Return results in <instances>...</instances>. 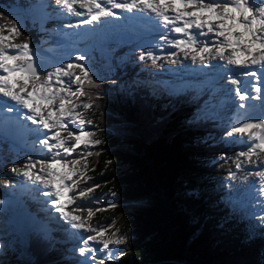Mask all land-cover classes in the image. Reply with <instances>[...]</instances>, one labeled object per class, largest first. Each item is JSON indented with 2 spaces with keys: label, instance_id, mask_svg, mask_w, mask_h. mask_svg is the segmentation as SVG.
<instances>
[{
  "label": "trees",
  "instance_id": "trees-1",
  "mask_svg": "<svg viewBox=\"0 0 264 264\" xmlns=\"http://www.w3.org/2000/svg\"><path fill=\"white\" fill-rule=\"evenodd\" d=\"M39 2L0 0V26L11 20L4 9L16 7L30 11ZM19 31L22 34L18 40L27 41L32 51L48 62L41 72L46 75L52 70L53 52L42 53L46 49L42 40L52 36L58 27L42 20L31 25L25 21V28ZM92 54L86 55L82 62L88 69L100 72L90 73L95 83L90 89L87 86L85 93L92 105L94 139L101 143L93 145L94 152L99 154L88 156L85 169L87 175L96 179V185L109 188L119 196L120 203L111 209L115 212L114 222L127 217L124 231L129 234L126 241L130 251L120 254L117 261L264 264V227L254 228L255 222L251 223L252 219L230 200L217 174L221 170L216 145L219 133L199 119L196 98L188 93L164 92L160 77L151 79L149 73L139 70L137 56L116 61L123 54H112L111 63H106L101 62L97 53ZM5 120H0V126ZM30 148L33 150L32 145ZM209 150L213 152H206ZM16 158L20 155L10 152L7 138H0L1 166L6 167ZM22 189L6 187L16 199L12 212L45 213L43 208L47 204L43 208L32 207L42 201L33 199L34 195ZM43 219H53V215ZM8 237L12 248L7 264L75 262L69 247L61 248L60 244L40 239L37 234H29L22 245H18L15 234L9 232Z\"/></svg>",
  "mask_w": 264,
  "mask_h": 264
},
{
  "label": "rangeland",
  "instance_id": "rangeland-1",
  "mask_svg": "<svg viewBox=\"0 0 264 264\" xmlns=\"http://www.w3.org/2000/svg\"><path fill=\"white\" fill-rule=\"evenodd\" d=\"M257 2L259 3L261 0H257ZM35 6L36 8L34 7L30 11H24L16 7L4 9L6 15L11 18L8 22H2V27H0V35L8 37V39L3 41L5 51L14 52L13 50L16 48L12 47L13 45H23L27 42L18 40L20 34L9 31V29L13 28L12 26L16 27L18 24L19 29H23L25 28V21L31 25L34 21L41 22L42 20L58 27V31H52V36L48 34L49 37L42 40V44L46 46V49L43 50L42 53L46 54L49 51L53 52V56L51 57L53 59V63H51L52 70L56 67L67 65L69 62H75V57H73L71 50L74 44H77L78 47L82 49V56L86 57L84 55L86 52L88 55L95 52L101 62L106 61V63H111L112 54H123L119 56V58H116V61H125L129 55L137 56L139 60V70L143 71L144 74L149 73L151 79L160 77V81L164 86V92L171 95L188 93L191 97L194 95L195 98H198L196 101V108L199 119L205 121V125H211L212 130L219 133L216 145L218 146V153H220L217 163H219L218 165L221 170H218L217 174L221 176V182L223 181L225 188L229 192L230 200L235 207L242 211L243 215L252 219L251 223H253V221L255 222L254 225H252L254 228L264 227V222L260 219V217H264V195L261 194L260 190L261 180L253 175V173L257 171H263L264 165H262L261 162L264 161V153H260L259 150H257V155L252 156L251 163L244 157H240L239 160H237V154L247 150L248 142L247 140L239 139V134L233 137L227 136V132L230 131L233 126H237L238 122H229L232 118L231 115H233L231 114L233 113V109L229 112H226L228 108H224L225 111L223 109V107H225L224 102L229 99L231 89L236 90L237 87L231 82L230 84L228 83V78L225 77L228 74L226 71L220 70L217 64L205 61L204 63L209 64L207 72L210 74L211 78L219 80L217 82L215 81L214 85H211L208 79L205 78V72L202 70L203 63L199 59L193 62L191 59L192 53H189V58L185 59L184 52H179V49L172 48L165 44L161 39L165 30L156 23L149 22L146 17L133 18L128 14L119 13V10H114L124 18H108L102 23L94 22L92 24H86L85 28H82L81 31L75 34V29L82 26L78 16L67 14L65 11L61 10L59 6L55 5L54 0H41V2L36 3ZM74 7L77 8V10L83 11L79 8L78 4L74 5ZM186 10L193 11L194 9L190 8ZM240 31L242 30H237L234 35H240ZM167 34L169 39L177 38V34L175 33ZM208 36L213 37V34L209 33ZM200 39L203 41L208 39V37L202 36ZM45 42L47 44H44ZM161 47H163V51H161ZM141 51L145 53L152 51L156 56H160V59L156 61L158 66L153 65L152 60L147 57L145 60L141 61ZM236 51L238 52L239 49H236ZM30 52L33 54L34 59L39 61L37 64H34L36 68L39 67V63L44 64V60H42L37 53L33 52L31 48ZM170 52H177L178 56L170 57L167 55ZM76 54H78V52ZM173 59L176 60V63L171 62ZM211 61H213V59ZM45 62L48 63L46 60ZM163 62L166 63L163 64ZM9 63L11 64L12 62ZM17 63L25 62L18 61ZM83 64L87 67L86 63L83 62ZM239 69L243 71L249 70H245L241 67H239ZM70 71L78 74L80 73V69L78 68L71 69ZM94 71L95 70H90V73L95 75L97 72H100V70ZM217 71L219 73L215 74ZM63 79H67V77ZM233 80L238 79L234 77ZM240 81V84H242L244 80L241 79ZM53 84H55V79H53ZM92 85L93 84H89L85 81L83 84L84 92L87 86L90 89ZM77 86L79 85H74L73 87ZM171 86L177 87L178 91L171 88ZM31 90V86H27V91L30 92ZM88 97L87 92L84 96L80 97V99L72 97L73 104L70 105V107H76L77 105L82 106L83 103H89L90 101L86 100ZM257 102L258 100H255L254 103H248L247 108L234 112L239 113L238 118H243V120H246L250 115L254 116V118L251 119L252 121L264 119L262 116L264 109L261 110ZM59 103L60 101L57 100L55 106L58 107ZM7 107L14 108L13 102L0 98V120L7 119L5 123L0 126V138L5 136L10 152L20 155V158L8 162L4 168L1 166L2 162L0 163V169H2L1 172L3 174L0 177V264H7L9 254H11L10 249L12 248V241L9 239L8 233L13 232L12 229H14L11 223L13 222V217L10 218V214L13 213L12 209L13 203L15 204V196L13 193L6 190L8 186H13L15 190H18V187H24L22 190H26L30 195H34L33 199L37 201L40 199L42 201L41 204H35L32 205V207L39 205L43 208V203H47V206L43 208L45 213L36 211L37 213L34 215L31 210L26 213L24 225H22L18 230L19 232H17L18 245L25 244L29 234H37L40 239L47 238L53 241L54 244H60L61 248L64 245L69 247L70 251H72L75 256L74 264H93L92 260L89 259L85 261V258L79 255V248L83 246V237L89 234L86 231L88 228L103 227L106 228L107 231L103 237H97V242L102 239H114L116 237H119L122 242L119 245L113 246L112 259L107 258V250L95 253L97 261L99 259H105V264H127L126 261L125 263L117 261L119 255L121 253H128L130 248L126 241L129 234L124 231V227L127 225V217H122L114 222L115 212L111 211L113 207H110V205L118 206L120 203L119 196L116 192L100 186L96 188L94 192L89 193L83 198L76 196L74 203H69V198L74 195V192L63 194L68 204L65 211L71 215L82 217L85 230L73 228L70 221H66L63 215L58 211H54V207L51 204L52 198L44 195V186L42 184L34 183L35 176L33 180H28L20 174L25 170L24 165L28 163L30 157L36 160L47 158L51 155L42 148L39 144V140L43 139L45 135H51L52 133H45L38 123L33 124L31 120L27 119V116L33 115V113L29 112L27 109L13 110V113L10 114L7 113ZM47 110L48 109L45 108V113ZM83 111L84 118L91 120L90 114L92 110L87 109ZM12 116L16 119L14 124L10 120ZM20 120L26 123L25 126L22 125L23 123H20ZM37 120H39V117H37ZM93 125L94 124L85 125L84 127L89 131L95 132ZM70 127L78 131L80 126L71 125ZM252 131L259 132L258 129H253ZM61 136L66 139L67 143H75L74 137H68L67 132L61 131ZM94 138L95 136L91 139ZM31 145L33 146V150L30 148ZM83 148L84 145L82 144L80 148L73 153V157H77ZM93 148L92 145L87 148L86 151H91L96 154ZM206 152L210 153L213 151L209 150ZM240 161H243L242 167L237 169L236 164ZM94 163H96V161ZM87 164L88 156L75 166V171L77 173H84L83 177L73 176L71 180L65 179V183L71 185L74 190H82L87 186L96 185V179L90 177L86 173L85 168ZM14 168L17 169L16 172L12 171ZM71 170V165H69L68 168L62 169L57 167L53 169V171L61 175ZM32 171L36 174L44 175V173L40 172V165H36ZM45 171H47V169ZM230 172L235 173L234 179H229ZM74 180H78V182L73 184L72 182ZM255 185H259V187L255 188ZM252 188L255 189L252 190ZM76 205H82L86 209L103 208L104 210L94 211L92 216L89 217L87 211H73ZM49 214L53 215V219L44 220L43 218H45V216L49 217ZM10 225H12V228ZM109 225H111V227H108ZM113 233L116 234V237L113 236ZM92 234L94 235L95 233ZM64 235H66V237H64ZM97 242H90V244L94 247H99Z\"/></svg>",
  "mask_w": 264,
  "mask_h": 264
},
{
  "label": "snow or ice",
  "instance_id": "snow-or-ice-1",
  "mask_svg": "<svg viewBox=\"0 0 264 264\" xmlns=\"http://www.w3.org/2000/svg\"><path fill=\"white\" fill-rule=\"evenodd\" d=\"M54 3L69 15L86 16L87 18L83 20L84 24L102 23L108 18H124L114 10H119V13L128 14L133 18L146 17L149 22L156 23L165 30L161 39L168 46L184 52L185 59H188V54L192 53L193 62L199 59L204 67H208L209 64L204 63L205 61L218 58L220 62L227 65L241 67L245 70L251 69L245 74L257 78L260 72H264V0L259 3L257 0H54ZM77 4L83 11L74 7ZM190 8L194 10H186ZM237 30H242L238 36L234 35ZM9 31L22 34L18 24ZM167 33H175L177 38L169 39ZM209 33H212L214 38L209 37ZM202 36L208 39L202 41L200 39ZM6 39L8 37L0 35V98L11 101L14 105L33 113L26 118L33 124L38 123L45 133H52L39 140L42 148L51 155L36 160L30 157L28 163L24 165L25 170L20 174L28 180H33L35 176L34 183L42 184L46 189L51 188L52 191H46L44 195L52 198L51 204L55 206L56 211L61 213L66 221H70L73 228L85 230L82 217L65 211V205L61 204V196L74 192V195L69 198V203H74L76 196L83 198L100 187V185H92L82 190H74L71 185L65 183V179L71 180L73 176L83 177L84 173H77L75 166L82 159L93 155L91 151H86L87 148L101 143L99 139H91L95 133L84 127L93 123L90 119L84 118L83 111L90 109L92 105L83 103L82 106L70 107L73 104L72 97L80 99L85 95L84 82L93 84L95 81L84 64L75 62L56 67L46 75L41 74L32 63L34 56L30 52L29 44L13 45L12 47L18 51L8 52L3 47V41ZM229 49L233 51L226 55ZM236 49L239 51L237 52ZM167 55L177 57L178 53L170 52ZM146 57L152 60L153 65L158 66L156 61L160 57L154 52L141 51L140 60L143 61ZM84 59L82 55L75 57L77 62ZM18 61L25 63H17ZM171 62L176 63V60L173 59ZM77 68L80 69L79 74L70 71ZM64 77L67 79H63ZM53 79H55V84H53ZM231 83L237 86L236 95L241 101L264 100V95H261L264 93V88L256 87L257 95H250L239 88L241 81L233 80ZM29 85L32 88L30 92L27 91ZM74 85L79 86L73 87ZM57 100L60 101L58 107L55 106ZM239 107L246 108L248 105L241 103ZM45 108L48 109L46 113ZM13 110V107H7V111ZM71 125H79V130H73ZM253 129H258L259 132H253ZM61 131L67 132L68 137H74L75 143H67L66 139L61 136ZM236 134H239V139L248 142L247 150L239 152L237 160L244 157L251 163V158L257 155V150L264 153V119L249 120L233 126L227 132L228 137ZM82 144L84 148L77 157H73V153ZM242 164L243 161L238 162L237 169H240ZM261 164L264 165V161ZM36 165H40V172L44 173L43 176L32 171ZM69 165L72 166V170L64 175L53 171L57 167L68 168ZM12 171L16 172L17 169L14 168ZM253 175L260 178V190L264 195V171H257ZM234 178L235 173L230 172L229 179ZM77 182L78 180H74L72 183ZM110 207H115V205H110ZM103 210V208L86 209L82 205H76L73 209V211H87L89 217L94 211ZM260 219L264 222V217ZM86 231L89 234L82 239L83 246L79 248V255L84 257L85 261L92 260L93 264H105V259L97 261L95 253L107 250V258L112 259V248L121 244V239L116 237L97 242V237H103L107 229L96 227L88 228ZM113 236L115 237L116 234L113 233ZM90 242H97L99 247L92 246Z\"/></svg>",
  "mask_w": 264,
  "mask_h": 264
},
{
  "label": "bare ground",
  "instance_id": "bare-ground-1",
  "mask_svg": "<svg viewBox=\"0 0 264 264\" xmlns=\"http://www.w3.org/2000/svg\"><path fill=\"white\" fill-rule=\"evenodd\" d=\"M232 51H233L232 49H229V50L226 51V54L227 55L231 54ZM211 60L209 62L217 64V66L219 67L220 70L226 71L228 73L227 76H225V77L228 78V83L229 84L233 80L234 77H236L239 81L241 79L245 80L244 84H239V88L243 89L245 92L249 93L250 95H253V94L257 95V93L255 92V88L256 87L264 88V75H259L258 78L257 77H252L250 75H246L245 74L246 71L237 70L238 67L230 66V65H227L226 63L220 62L218 58L213 59V61H211ZM215 62H219V63H215ZM202 70L205 72V78L210 76V74L207 72L208 71L207 67H203ZM248 71H251V69H249ZM217 81H219V80H217ZM261 95H264V93H261ZM254 102H255V100L241 101L239 99V97L236 95V90L235 89H231V93L229 94V99L224 102V106L225 107H223V109L224 108H228V110L226 112H229V111H231L233 109V112H234L235 108H237V109H245V108H240L239 107V105L241 103L248 104V103H254ZM257 105H259L261 110H263L264 109V100H258ZM224 111H225V109H224ZM231 114H233V113H231ZM238 117H239V114H236L233 118H231V121H229V122H232V123L238 122V125L245 122V120H243V118L239 119ZM43 190H44V192L52 191L51 188H48V189L45 188ZM62 197H63V194H62L61 198Z\"/></svg>",
  "mask_w": 264,
  "mask_h": 264
},
{
  "label": "water",
  "instance_id": "water-1",
  "mask_svg": "<svg viewBox=\"0 0 264 264\" xmlns=\"http://www.w3.org/2000/svg\"><path fill=\"white\" fill-rule=\"evenodd\" d=\"M38 62L39 61H37L35 59H33V61H32L33 64H37ZM44 67L45 66L42 63H39V67L37 68V70L41 73L43 71Z\"/></svg>",
  "mask_w": 264,
  "mask_h": 264
}]
</instances>
